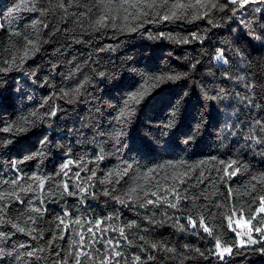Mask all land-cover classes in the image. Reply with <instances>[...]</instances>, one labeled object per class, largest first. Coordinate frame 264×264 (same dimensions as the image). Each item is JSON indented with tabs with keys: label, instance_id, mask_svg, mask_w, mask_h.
Listing matches in <instances>:
<instances>
[{
	"label": "trees",
	"instance_id": "obj_1",
	"mask_svg": "<svg viewBox=\"0 0 264 264\" xmlns=\"http://www.w3.org/2000/svg\"><path fill=\"white\" fill-rule=\"evenodd\" d=\"M61 2L67 13L58 6ZM106 2L0 0V66H9L3 61L13 53L19 58L25 37L39 45V51L27 58L19 70L12 66L11 71L0 73V142L11 141L0 146V180L11 181L21 175L24 179L20 183L27 187L29 183L38 184L28 177H51L42 193L38 188L27 194L16 189L25 204L13 203L7 210L8 216L15 217L21 210L27 213L31 206L42 208V213H31L37 217L31 227L38 230L32 235L38 238L34 240L27 233L16 232L10 225H0V231L15 233L3 242L0 261L13 264L15 258L16 264H53L59 257L37 250L47 249L53 235H63V239L58 238L52 244L51 251L59 250L65 256L72 241L79 242L83 235L84 246L94 259L81 257L82 264H100L103 254H110L112 248L109 245L105 250L107 239L120 241L118 250L123 255L114 258L119 264H133L131 258L135 255L141 256L140 264H264V252L259 251L262 245L241 246L240 241H247V235L240 237L235 227L241 216L246 221L251 215L250 204L253 209L259 205V200L253 202V197L264 195L261 179L264 145L245 138L253 130L259 132L256 120L264 121V28L261 27L264 0L245 5L234 16L231 9L236 5L219 10L227 0H204L216 7L201 8V16L195 19L185 15L182 19L143 22L129 17V26L143 24L135 31L127 27L121 30L124 23L121 19L116 20V28L98 26L96 20L103 14ZM25 4L29 7H24ZM33 5L35 10H31ZM17 6L20 10L9 15ZM205 11L207 16L203 15ZM123 15L121 12L120 16ZM37 20L42 23H36ZM193 34L201 39H193ZM185 39L189 42L184 43ZM12 44L19 49L18 53L8 51ZM220 50L224 51L227 63L216 59ZM177 74L179 79L174 81L156 79ZM77 87L79 94L73 91ZM141 90L143 98L137 104L131 100V94ZM178 99L181 106L176 136H162L163 125L171 114L170 106ZM126 102L136 111L131 122L124 125L121 111ZM52 109L56 114L47 115ZM22 116L29 117L28 130L17 133L15 123ZM201 121H204L201 133L194 141L184 143L182 133ZM9 125H13L10 131L2 130ZM233 125L236 135L229 134ZM121 128L125 134L118 136ZM42 140L47 141L43 154L27 159L40 148ZM101 154L102 160L98 159ZM232 159H237L233 167H240V172L224 177L227 183L221 182L222 173L217 169L225 165L218 161L227 164ZM69 160L73 163L62 172V165ZM201 161L205 163L199 164ZM126 163L133 164V171L115 185V194H123L131 185L129 177L133 172L155 169L146 181H141L146 188L157 180L164 187L178 183L181 177L173 179V173L187 172L182 177L185 183L178 186L183 190L182 196H195V201L182 198L177 208L164 202L140 207L136 202L121 204L112 195L105 196L104 191L111 192L113 188L107 181L115 179L108 177V173ZM196 164L199 167L189 169ZM201 170L203 183L197 179ZM76 172L80 173L79 179L74 175ZM92 172L95 176L89 180ZM62 181H67L69 190L77 194L64 192ZM77 185L88 192H80ZM10 188L11 185L0 184V193L6 196ZM148 198L155 199L150 193ZM218 204L223 207H217ZM232 208L236 209V215L229 228L226 216L231 215ZM198 214H203L212 235L203 230ZM189 216L197 220L196 227L191 226ZM61 218L70 225L63 233L57 231ZM75 219L81 220L82 227L71 223ZM97 220L103 221L99 228L87 223ZM258 222L259 216L251 222L253 229ZM90 226L96 233L92 242L87 232ZM120 227H124L132 244L112 230ZM216 234L222 247L225 243L235 245L232 255L226 254L223 260L212 254L215 251L212 237ZM251 235L256 238L264 233L254 231ZM139 236L145 239L140 240ZM152 244L157 247L152 248ZM76 250L77 246H73V253ZM28 251L35 255L26 256ZM148 256L154 259L149 260ZM68 261L74 264L72 257Z\"/></svg>",
	"mask_w": 264,
	"mask_h": 264
},
{
	"label": "snow or ice",
	"instance_id": "obj_2",
	"mask_svg": "<svg viewBox=\"0 0 264 264\" xmlns=\"http://www.w3.org/2000/svg\"><path fill=\"white\" fill-rule=\"evenodd\" d=\"M259 0H227V2L220 6L221 11H223L225 8H228L231 5H236L237 7H234L231 9V15H236L238 9H242L245 7V5L249 3H257ZM60 8L64 9L65 13H67V7L63 2H61L58 5ZM24 7H29L27 4L24 5ZM215 8L216 4L211 3L206 4L204 3V0H195V3L192 2V0H185V2H181V0H107L103 7V14L99 16V18L96 20V24L100 27H112L116 28V20L121 19L124 23L121 27V30L124 29V27H127L129 31H135L137 27H142L143 24H138L134 27L128 25L129 17H132L136 20H143V22H155L157 18L161 20H171V19H182L185 15H188L190 19H195L199 16H201L200 9L201 8ZM20 10V6H17L16 8L12 9V12L9 13L11 15L12 13H15ZM31 10H35V6L33 5L31 7ZM123 12L124 15L120 16V13ZM41 14L43 15L44 12L42 11ZM203 15L207 16L208 12L205 11ZM147 18V19H144ZM111 21V23H108V21ZM209 23H212V20L209 18ZM36 23H42V21L37 20ZM43 26L47 28V24L44 23ZM214 27L218 25H213ZM262 28H264V25H261ZM13 35L19 36V33H13ZM262 36H264V33H262ZM258 39L260 37H257ZM193 39H201L196 34H193ZM26 43L23 46V53L19 55V58L15 53H13V50L15 52H19V49H16L15 44H12L11 47L8 49V51L11 54L10 59L4 60L3 64L9 65L7 67L0 66V73H6L12 70V66H14L17 70H19L22 65L26 62V59L29 58L32 55H35L36 52L39 51V45L37 42H34L31 39H27L25 37ZM184 43H188L189 41L187 39L183 40ZM104 49H100V51H103ZM216 59L218 61H221L222 63H227V58L225 56V53L223 50H220L218 55L216 56ZM192 67H195V64L192 65ZM103 75V73H101ZM157 80H176L179 79V75H169L166 77H158ZM80 87H83V85H80ZM80 87H77L74 89L75 94H79ZM248 87H251V85H248ZM65 96L69 95L68 93H64ZM186 95V93H185ZM143 98V90L133 92L131 94V100L136 101L137 104L141 102ZM180 100L178 99L173 105H171V114L168 118V120L163 125V129L161 131L162 136H166L171 134L172 136H176V129H177V123L179 122V113H180ZM136 111V108L131 106L130 102H126L125 107L121 111V119L123 121L124 125H127L131 122L132 116L134 115ZM56 114V110L52 109L47 115L54 116ZM31 116H35L36 113H31ZM34 123V121H33ZM29 124V117L28 116H22L19 118L18 121L15 123L16 132H22L27 131V125ZM204 121H201L200 123L191 125L188 130L184 133H182V140L184 143H189L191 141H194L197 136L201 133V129L203 128ZM255 125L258 126L259 132H256L253 130L249 133L248 137H245L246 139L252 140L257 144L264 145V135H259V133H264V121L256 120ZM13 125H9L7 127H4L2 130L7 132L10 131ZM251 127V126H250ZM125 134L124 128H121L120 132L117 133V135H123ZM230 135H236V126L233 125L232 128L229 131ZM7 143H11L10 140L2 141L0 142V146H6ZM47 141L42 140L40 148L35 152L29 154L27 159H33L35 156H39L43 154V147L46 145ZM104 157L101 154L98 159L102 160ZM212 159H215L213 157ZM237 159H232L225 164L223 160L218 161L219 164H224L223 169H217L218 173H222L219 176V179L221 182L227 183L224 180V177H232L235 176L238 172H240V167H233L237 164ZM73 163V161L69 160L66 164L62 165L61 171L68 167V164ZM183 163V162H181ZM205 161L199 162V164H203ZM199 164L191 165L189 166L190 170H194L195 168L199 167ZM79 167V164H77ZM171 167H175V165H169ZM242 167L246 168V165H241ZM158 167H168V166H158ZM232 168V171L229 172L228 169ZM86 169H81V171H85ZM18 171V170H17ZM133 171V164L132 163H126L122 168L114 169L113 171H110L108 173V177H115L114 180H108V183L113 184V188L111 189V192L109 190L104 191L105 196L112 195L113 199H116L121 204H127L129 202H136L140 204V207H146L147 205H159L160 202L166 203L171 208H177L178 204L180 203L181 199L183 198L185 201L189 200L190 198L195 201L196 197H189L188 195H181V192L183 190L179 189L178 184H183L185 181L182 179L185 173H173V179H176L177 176L181 177L178 181V183H173L168 185L167 187H164L160 184V181L157 180L151 188H146L141 181H146L148 177L155 172V169H149L148 172L144 173H135L133 172V175L129 177L130 180H132L131 185L125 190L123 194H115L116 189L115 185L120 183V180L123 179L124 176H128L129 172ZM58 175V174H57ZM67 175V173H65ZM75 177L79 179L80 173L76 172ZM95 176V172H92L91 175L88 177L89 180L92 179V177ZM203 177H204V171L201 170L197 173V179L198 182L203 183ZM24 179L23 176L17 175L14 179L9 181L8 179L0 180V184L3 185H11L10 190L7 191L6 196L4 193H0V225L7 224L10 225L11 229H15L16 232L19 233H27L31 236L32 239H37L38 237L35 235H32L33 232H37V228L31 227V225H34L36 223L37 217H34L31 215V213H42L43 209L35 206H31L28 209V212L25 213L21 210L20 214L15 217H9L8 216V209L12 206L13 203H17L20 205L25 204V201L21 198L19 193L16 191L17 188H19V192L22 193H29L34 192L38 188L39 192L42 193L45 190V182L47 179H51V177H40V176H31L28 177L29 180L37 181L38 184L34 186L33 184L29 183L27 187L23 186L20 181ZM253 179H256V177H253ZM261 179H264V176L261 177ZM101 183H105L104 180L100 181ZM63 184V191L66 192L68 195H76L77 193H74L69 190V186L67 181H62ZM91 187H94V185H90ZM59 187V185H57ZM80 192H88V189L85 187H82L80 185H77ZM253 190H255V186L253 185ZM229 195H231L232 189L228 188ZM149 193L152 197H155V199L148 198ZM162 193V194H160ZM89 195H94V193H89ZM256 200H259V205L253 209L252 205L250 204L248 207V211L251 213V215L248 217V219L244 222L246 225H248V236L247 241H240L241 246H247L248 244H257L260 243L262 246L259 249V251L264 252V235H258L256 238H254L251 233L254 230L257 234L264 233V195H259L258 197H253V202ZM31 203V202H29ZM41 203H43V200H41ZM217 207H223V205H216ZM241 212L244 211L243 208L240 209ZM231 215H227L226 219L228 221V227L231 228L232 226V218L236 215V209L232 208L230 209ZM257 216H259V222L258 225L253 229L251 227V222L253 220L257 219ZM111 219V217H109ZM198 219L200 225L203 227V230L205 232H208L209 235H212V229L204 223V216L203 214H198ZM241 219H243V216H241ZM188 220L192 227H196L197 220L193 219L191 216L188 217ZM31 222V224L29 223ZM71 223L76 224L77 226L82 227V222L79 219H75L71 221ZM90 225H93L96 228H99L100 224L103 223L101 220H97L95 222L88 221ZM237 225H240V220L236 221ZM60 225H63V228L60 227ZM69 223L65 222V219L61 218L59 220V225H57V231L58 232H66L69 228ZM134 225H128V227H132ZM113 231H118L119 236L127 241L129 244H132L133 242L129 240L128 236L125 234L124 227L120 228H113ZM104 231H107L105 229ZM235 231V229H233ZM87 232L91 235L89 236V241L92 242L94 238L96 237V233L93 232V227L90 226L87 229ZM15 233L9 231H0V251L3 250L2 245L3 242L8 241L11 239L12 235ZM76 230H73V235H76ZM239 235V233H237ZM42 238V235H41ZM63 239V235H60L57 237L56 235H53L50 242L49 247L47 249L41 248L37 251L43 252V251H49L50 255H54L55 257H59V259H56L53 261V264H69L68 257H72L74 260V264H82L81 257H86L88 260H93L94 256L92 255V252L89 249H86L84 246V236L80 235V240L77 242L76 240L72 241V245H69V248L65 254V256H61V251L57 250L52 252L51 246L52 244H55L57 239ZM213 240L215 241V251L212 252L213 255H216L219 257V259L223 260L225 255L228 256L232 255V248L235 246L233 244L225 243V245L222 247L221 240L219 238V234L214 235ZM100 239H103V236L100 237ZM140 240H144V236H139ZM112 245V248L110 250V254H103V259L100 260V264H109L110 261H113V264H119L118 261H115V257H121L123 255L122 251H119L120 248V241L116 240L115 242L113 239H107L105 242V250H108V246ZM23 246V245H21ZM73 246H77V250L73 253L72 249ZM152 248H156V244L151 245ZM166 251L173 252V249H165ZM97 253L100 252V249H95ZM200 255H204L203 252L200 251V249H196ZM211 251V250H209ZM26 256H34L35 253L32 251H28L25 253ZM6 259V258H5ZM133 264H140L141 262V256L135 255L132 258ZM147 259L151 260L154 259L153 256H148ZM0 264H4L3 261H0ZM13 264H16L15 258H13Z\"/></svg>",
	"mask_w": 264,
	"mask_h": 264
},
{
	"label": "rangeland",
	"instance_id": "obj_3",
	"mask_svg": "<svg viewBox=\"0 0 264 264\" xmlns=\"http://www.w3.org/2000/svg\"><path fill=\"white\" fill-rule=\"evenodd\" d=\"M245 220H240V225L238 226L237 225V223H235V227H236V229L237 230H239L240 231V237H242L243 238V236H245V235H247L248 236V225H246L245 223ZM251 227H252V224H251ZM254 233V231H252V233L251 234H253Z\"/></svg>",
	"mask_w": 264,
	"mask_h": 264
}]
</instances>
